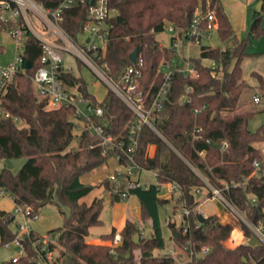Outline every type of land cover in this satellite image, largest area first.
<instances>
[{"label": "trees", "instance_id": "16d2710c", "mask_svg": "<svg viewBox=\"0 0 264 264\" xmlns=\"http://www.w3.org/2000/svg\"><path fill=\"white\" fill-rule=\"evenodd\" d=\"M109 1L115 14L108 19L109 34L101 61L107 64L109 74L118 79L133 63L130 55L138 48V56L144 60L142 88L149 91L151 97L165 80L161 64L175 57L174 48L157 38L167 23L177 26L184 38L183 32L191 26L197 8L203 27L212 12L221 39L229 42L224 47L200 44L199 54L188 57L196 75H187L180 67L174 70L167 98L154 121L160 133L144 126L135 152L139 166L158 172V182L180 184L175 208L180 204L191 209L187 217L190 228L184 233V227L177 226L176 222H171L170 227L174 247H188L192 259L178 262L169 253H154L166 247L158 206L171 199L159 196L157 184L128 190L126 180L114 181L107 177L103 185L109 191L111 203L124 200V192L135 194L141 202V218L127 219L120 231L123 242L119 246L113 248L111 244L116 227L101 235L102 243L87 240L90 228L102 223L104 198L95 197L91 203L82 201L95 188L83 178L98 171L113 154H103L104 146L100 145L99 136L88 132L77 134L71 107L48 108L45 99L39 98L31 75L38 67L41 48L33 37L29 38L25 51L32 68L15 77L3 101L20 120L0 118V160L6 161L0 172V189L11 197L15 206L27 204L36 213L48 204L57 205L61 214H65L61 205L70 207V215L63 225L49 231L56 237L55 242L49 244L50 248L60 247L63 264H264V244L226 245L236 228L243 229L247 236L251 235V229L234 215H230L227 222L218 214L204 216L197 210L200 193L195 191L207 189L205 179L217 186L226 181L231 185L227 194L233 203L246 212L251 222L264 224V156L253 146L254 142L264 141V124L251 130L248 121L256 111L253 105L245 108L241 105L242 95L250 87L243 78L242 63L252 38L264 34L261 26L264 5L261 11H256L258 15L250 26L249 35L239 38L222 0ZM88 7L87 2H78L64 14L62 25L76 40L80 37ZM204 59L217 63V74L210 65L203 63ZM253 75L264 96L263 75L256 71ZM63 78L79 86L86 96L104 107L106 134L118 137L127 132L133 113L112 90L108 89L104 99L99 101L89 91L82 75L66 72ZM186 97L188 100L184 101ZM20 122L24 124L19 125ZM199 126L202 127L200 132L196 131ZM223 141L229 145L221 151ZM152 145L156 147L155 152L149 155ZM20 157L26 161L14 173L7 161ZM256 160L261 162V167L255 173ZM15 219L13 211L0 208V245L16 237L18 232L11 227ZM147 222L151 223L153 231L150 236H143L141 227ZM197 224L200 227H196ZM137 233L140 237L135 241ZM38 238L43 236L31 230L22 239L27 253L17 261L3 264H34L33 241ZM205 247L209 248L207 252L203 251ZM136 250H140V257Z\"/></svg>", "mask_w": 264, "mask_h": 264}, {"label": "built area", "instance_id": "2783aa9c", "mask_svg": "<svg viewBox=\"0 0 264 264\" xmlns=\"http://www.w3.org/2000/svg\"><path fill=\"white\" fill-rule=\"evenodd\" d=\"M78 2H87L89 7L87 17L81 27L80 37L76 40L64 29L62 21L65 12ZM114 14L115 8L110 5L109 0H0V31L7 29L10 36L16 41L18 48H20V53L15 56L13 61L4 63L0 60V118L13 117L20 120L18 116L13 115L4 106L3 101L15 77L27 73L32 68L31 62L30 68L26 67V61L29 59L25 57V51L29 38L33 37L41 48V55L37 59L38 67L31 75L33 88L39 98L45 99L48 108L71 107L73 117L76 119L78 135L88 132L101 138L100 145L104 146L103 154H113L112 157L116 158L117 161V166L107 176L108 178L114 181L126 180L128 190L138 187L147 188L150 184L142 181L138 177V173L148 171L157 179L158 172L144 169L136 163L135 152L138 146L139 134L144 126H149L160 133L154 121L167 98L173 72L179 66L172 68L170 61H164L161 64L160 70L165 72V80L154 97H151L150 92L142 88L144 67L142 57L139 58L138 56L135 62L127 66L118 79L113 78L109 74L107 64L101 60L108 40V19ZM201 22L202 17L200 10L197 8L191 26L183 32L184 38L180 36V29L177 26L171 23L165 25L164 31H168L173 35V43L170 46L175 50L174 58L179 56L182 41H186L189 47L201 44L203 35L218 27L212 12L208 14L206 27H203ZM3 52L4 46L0 44V54ZM190 52L188 50L185 58L186 67L180 68L187 75H196L194 66L188 61ZM67 55L75 57L80 64L89 67L93 74L108 85L109 89L132 111L133 120L126 133L118 137L106 134L107 117L104 107L99 103H95L91 97L86 96L79 86H73L65 82L63 74L66 72L74 73L72 66L65 63ZM210 67L217 74V63L214 60L211 61ZM262 98L264 96L261 94L256 95L254 101L260 102ZM186 100H188L187 97L184 101ZM195 112H198V110H195ZM196 131H202V127H197ZM197 137L201 138L200 135H197ZM207 141L211 142L210 139ZM228 145L227 141H223L220 146L221 151L227 149ZM258 148L264 156V143ZM201 154H204V151ZM149 155H151L150 151ZM254 164L256 173L261 167V162L256 160ZM205 182L207 192L202 189H195L197 193H200V196H203V202H220L230 215H234L251 229V235L247 236L243 229L236 228L240 232L241 239L230 237L231 247H236L249 237H255L258 240V245L264 244V224L251 222L246 212L240 210L233 203L227 194L231 185L226 181L222 182V186H217L207 179H205ZM157 185L159 188L167 186L170 193L180 192L181 189L180 184L175 181L164 183L157 181ZM122 196L126 200L130 196V192H124ZM15 207L18 211L23 212L26 220L24 224L20 225L21 231L11 241L19 249V254L12 259L13 261H17L27 253L22 239L31 231L29 220L38 217L32 207L27 204ZM197 210L204 216H208L202 212L201 203ZM180 211L179 217L182 219L180 226L184 227L183 232L186 233L190 228L187 217L191 214V209L181 205ZM196 227H200V224H197ZM55 240L56 237L51 236L49 240L43 237L33 241V244H39V247L36 248L37 256L34 258V264H63L53 255L56 247L50 248L49 244L55 242ZM122 242L121 233L116 232L111 243L112 247L119 246ZM183 250L186 253V261L191 260L192 252H188V247L183 248ZM208 250V247L203 248L204 252ZM167 253L173 255L177 260L184 258L183 254L177 253V255L175 249L169 250Z\"/></svg>", "mask_w": 264, "mask_h": 264}, {"label": "rangeland", "instance_id": "374dc122", "mask_svg": "<svg viewBox=\"0 0 264 264\" xmlns=\"http://www.w3.org/2000/svg\"><path fill=\"white\" fill-rule=\"evenodd\" d=\"M227 10L230 15H232V24L235 26L237 30V34L240 38H245L249 35L250 26L254 20V18L258 15L257 5L260 0H226ZM261 26L264 27V10L261 13ZM172 35L168 31H163L157 34V38L164 45H172ZM0 44L4 46V52L0 54V60L4 63L11 62L15 59V56L20 53V48H18L16 41L10 36L9 31L7 29L0 31ZM201 45H208L211 47H224L225 42L221 39L220 34L217 28L211 29L206 34L203 35V39ZM200 51V44H195L191 48L190 54L197 56ZM246 51L248 55L244 58L242 67H243V78L250 85V87L244 91L242 95V101H245L243 107H248L253 105L255 111L257 110V104L253 102V95L257 92L260 93L258 86V79L253 72L256 71L262 75H264V34L252 38V40L247 45ZM187 50L184 48V42H181V47L179 49V57L174 58L171 61L172 68H176L177 65L181 68L186 67V57ZM182 56H185L180 59ZM65 63L67 65L72 66V70L77 75H82L85 81L87 82V86L89 91L97 97V99L102 100L106 96L108 92V85H106L103 81L97 78L91 69L86 65L80 64L77 59L73 56L67 55L65 57ZM203 63L206 65H210L211 60L204 59ZM168 71V69H167ZM261 94V93H260ZM24 123L20 122L19 125H23ZM262 124H264V110L256 111L255 114L249 118L248 126L251 130H257ZM260 143V146L263 145L264 141H257ZM76 141L74 140V147ZM72 145V146H73ZM26 158L20 157L13 159L12 162V171L17 172L25 163ZM6 166L5 160H0V172ZM117 166L116 158H110L106 163H104L98 171L94 172V174H89L84 176V181L91 182L95 185L94 191H92L89 195L82 198V201L87 203H91L93 198L95 197H103L104 198V208L102 210V223L99 225H94L89 230V235L87 236V240L91 241L93 239H98L102 243L101 234L107 233L111 230L110 219L113 215L112 204L110 200L109 191L105 189L103 185L104 180L107 176L113 172L114 167ZM147 180H151V184H157V179L153 176L151 172L144 174ZM207 192V190H205ZM179 192L170 193L169 188L167 186H161L159 188V196H172L170 202L168 203H160L158 206L159 216L161 220V226L163 231V236L166 241V247L162 250H155L154 253L157 255H163L167 253L169 250L175 249L176 254H183L184 258L181 260H177L178 262H186V253L182 248L174 247V239L172 237V229L170 227L171 222H176L177 226L181 225V218L179 215L181 214L180 207L181 205H177L175 208V198L178 196ZM173 194V195H172ZM199 201L201 203V209L205 211L207 214L218 213L221 214L223 218L230 217V213L224 208V206L218 201H204L203 196L199 197ZM0 208L7 209L13 211L16 214V219L12 224V229L17 231L18 233L21 231L20 225L25 223V216L22 211H18L15 207L14 201L11 197L4 193L0 189ZM61 209L65 211V214H61L60 209L55 204H48L39 209L37 218H32L29 220V226L31 230H34L41 236L45 237V239L49 240L51 238L50 230L61 227L64 223V220L67 216L70 215V207L66 204L61 205ZM221 218V217H220ZM236 230V229H235ZM233 231L231 237L240 238L239 231ZM143 236H150L152 234L153 228L150 222H147L145 226L141 227ZM231 238V239H232ZM257 240V239H256ZM230 239L226 242V245L231 247ZM35 245V246H34ZM258 245V244H256ZM35 247V255H33L32 260L34 262V258L37 256L36 248L39 247V244H33ZM59 246H56L54 257L57 258L59 262H63V257L60 255ZM19 254V249L13 243L8 242L6 244L0 245V264H3L5 261H10L14 257H17ZM137 257H140V250H136ZM178 255V254H177Z\"/></svg>", "mask_w": 264, "mask_h": 264}, {"label": "crops", "instance_id": "0c3cea01", "mask_svg": "<svg viewBox=\"0 0 264 264\" xmlns=\"http://www.w3.org/2000/svg\"><path fill=\"white\" fill-rule=\"evenodd\" d=\"M223 1V4H224V7H225V9H226V11H227V13H228V15H229V17H230V19H231V21H232V15H230V13H229V11L227 10V5H226V0H222ZM234 28H235V26H234ZM235 30H236V28H235ZM236 32H237V30H236ZM171 34V33H170ZM237 34V33H236ZM172 35V34H171ZM237 36H238V34H237ZM172 37H173V35H172ZM171 37V38H172ZM239 37V36H238ZM240 38V37H239ZM159 40V39H158ZM160 41V40H159ZM161 42V41H160ZM184 42V41H183ZM225 42V45H227V44H229V42H226V41H224ZM193 46V45H192ZM192 46H190L189 47V45L187 44V42L185 41L184 42V48H186V50H187V52H188V50L189 51H191V48H192ZM179 57V56H178ZM178 57H177V59H178ZM185 56H182L180 59H182L183 60V58H184ZM179 66V65H178ZM263 77H264V75H263ZM256 95H260V93L259 92H257V93H255L254 95H253V102L255 103V104H257V110L256 111H260V110H264V98H262L261 99V101L260 102H255L254 101V97L256 96ZM242 101V100H241ZM244 103H245V101L243 100V102H241V105L243 106L244 105ZM253 146H255V147H259L260 146V143L259 142H254L253 143ZM155 145H152L151 146V148H150V153H151V155H153L154 154V152H155ZM145 173H148V171H140L138 174V177L142 180V181H144L145 183H147V184H151L152 182H151V180L149 181V180H147L144 176V174ZM94 191V190H93ZM173 195V194H172ZM172 197V196H171ZM170 196H165V198H171ZM94 199V198H93ZM112 204V209H113V215H112V217H111V219H110V226H111V230H112V228L113 227H116V229H117V232H120L123 228H124V226H125V224H126V221H127V219L128 218H133V219H135V220H140V218H141V202H140V200H139V198H138V196L137 195H135V194H130V196L128 197V199H126V200H122V201H120V202H116V203H111ZM7 210V209H6ZM202 210V209H201ZM202 212L203 213H205L206 215H210V214H207L205 211H203L202 210ZM102 214V213H101ZM213 214H218V213H213ZM220 217H221V220L223 221V222H227V221H229L230 220V217L228 218V216H227V218H223L222 217V215L221 214H218ZM101 219H102V217H101ZM110 230V231H111ZM109 231V232H110ZM235 231H239L238 229H236ZM108 233V232H107ZM102 235V234H101ZM102 239V238H101ZM89 242H92V243H101V241L100 240H98V239H93V240H91V241H89ZM102 242H104V241H102Z\"/></svg>", "mask_w": 264, "mask_h": 264}, {"label": "water", "instance_id": "95a60500", "mask_svg": "<svg viewBox=\"0 0 264 264\" xmlns=\"http://www.w3.org/2000/svg\"><path fill=\"white\" fill-rule=\"evenodd\" d=\"M91 2V1H90ZM263 5H264V0H260L259 4L257 5V10L261 11L262 8H263ZM138 53H139V49L136 48L130 55V59L132 62H135L137 60V57H138ZM31 64H30V61L27 60L26 61V67L27 68H30ZM7 166L9 168L12 167V162L10 160L7 161ZM139 237L140 235L137 233L135 234V241H138L139 240ZM243 244L245 245H250V246H256V244H258V240H256L255 237H249V238H246L243 242Z\"/></svg>", "mask_w": 264, "mask_h": 264}]
</instances>
